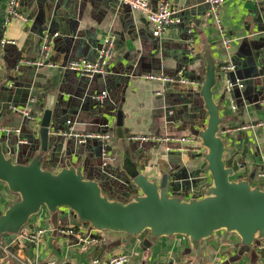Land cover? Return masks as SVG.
Here are the masks:
<instances>
[{
  "label": "crops",
  "instance_id": "obj_1",
  "mask_svg": "<svg viewBox=\"0 0 264 264\" xmlns=\"http://www.w3.org/2000/svg\"><path fill=\"white\" fill-rule=\"evenodd\" d=\"M160 0H150L155 9ZM176 11L179 23L169 26L159 39L145 17L120 6L117 0H21L20 13L25 19L7 17L9 0H0V42L6 39L13 44L0 43V132L5 143L17 142L23 148L16 159L28 161L38 146V124L48 96L61 107L62 119L70 120L78 133H109L106 155L101 142L89 140L77 144L60 136L67 129L61 118L53 137L52 148L47 152L44 168L57 172L66 162L82 168L85 175L99 179L104 194L111 199L125 200L133 196V188L123 171L125 160L139 165L151 180L169 174V185L180 196L198 194L209 178L202 174L193 177L203 162L196 157L203 154L194 150L167 152L166 146L134 138H163L165 136H194L205 126L207 116L203 103L196 96L204 78L205 60L213 59L218 70L233 63L235 71L228 77L239 78L244 85L232 91L237 112L230 109L225 76L219 71V82L214 88V99L222 117L221 136L233 152L251 150L255 156L264 149V129L256 126L264 121V0H228L216 8L221 20V34L209 15L211 8L206 0H168ZM189 28L192 35L188 33ZM57 34L51 53L56 68L26 67L20 60L37 59L43 37ZM106 35L116 38L114 56L103 76L88 79L64 69L69 61L93 60L96 46ZM222 37L230 40L222 45ZM192 39V42L189 40ZM84 41L85 45H81ZM180 69L185 78L198 86L181 84L161 85L147 81L149 75L174 76ZM106 93L102 100L94 97ZM39 104V105H38ZM42 106V108H41ZM24 110L37 120L28 119ZM41 108V109H40ZM123 114V128L127 140L115 137L114 119L109 114ZM109 115V116H108ZM166 115V116H165ZM107 120L109 123L107 124ZM18 129L20 132L15 133ZM226 137V138H225ZM140 158V159H139ZM244 158L240 164L244 163ZM258 162V160H257ZM248 163L246 169L233 176L246 177L254 171L252 184L264 190V165ZM253 166V167H251ZM255 166V167H254ZM258 168V169H257ZM189 177L186 188L173 177ZM17 196L0 184V212H4ZM58 228H74L88 238L82 244L74 236L57 234ZM26 230L44 229L36 244L16 240L0 243V264H90L99 259L105 262L118 254L128 256L127 264H264V244L254 254L239 256V239L234 234L220 232L199 244L193 254L188 240L181 236L161 238L143 251L140 241L129 245L120 243L121 236L95 232L86 224L77 222L67 209L48 214L43 209L33 217Z\"/></svg>",
  "mask_w": 264,
  "mask_h": 264
},
{
  "label": "water",
  "instance_id": "obj_2",
  "mask_svg": "<svg viewBox=\"0 0 264 264\" xmlns=\"http://www.w3.org/2000/svg\"><path fill=\"white\" fill-rule=\"evenodd\" d=\"M81 45H85L84 41ZM203 59L205 74L196 96L202 100L207 120L201 131L194 134L204 150L196 160L202 159L203 163L190 177L207 175L209 181L198 194H174L176 190L169 187L173 184L169 183V174H162L159 180L153 181L138 164L132 166L128 160L123 163V171L133 188V196L127 195L124 202L106 196L99 179L85 175L69 158L60 171L46 170L44 160L53 141L49 131L58 130L55 126L63 116L61 107L54 104L55 97L48 96L38 124V146L33 149L36 153L28 161L16 159L17 153L23 150L17 142H8L6 153L0 136V184L18 198L0 212V243L15 240L43 209L51 215L67 209L77 222L92 230L120 235L122 245L139 240L143 251L161 238L181 236L188 240L194 254L198 253L201 242L225 232L239 239V256L255 255L264 244V190L252 184L256 168L249 176L232 178L246 169L249 162L253 165L258 160L256 166L262 168L264 149L255 156L251 150L233 152L232 147L225 144L221 136L223 119L213 92L220 73L212 58ZM109 115L114 119L115 137L127 140L122 112L115 117ZM37 118V114L30 117L31 120ZM60 121L66 123L65 119ZM243 158L245 161L240 164ZM188 178L174 176L173 180L186 188Z\"/></svg>",
  "mask_w": 264,
  "mask_h": 264
},
{
  "label": "built area",
  "instance_id": "obj_3",
  "mask_svg": "<svg viewBox=\"0 0 264 264\" xmlns=\"http://www.w3.org/2000/svg\"><path fill=\"white\" fill-rule=\"evenodd\" d=\"M228 0H206V4L211 8L210 16L214 19L219 32L221 34V20L217 14L216 8L220 5L224 4ZM247 1H261V0H247ZM120 6H123L129 9L131 12H135L141 14L145 17L146 21L149 23L152 29V36L155 39L161 38L169 26L175 25L179 23V19L176 16V11L173 10L168 0H160L155 9L151 8L150 0H117ZM20 4L21 0H9L8 8H7V17L9 18H17L20 20H25L20 13ZM189 35L191 36L192 30L189 29ZM57 38V34L52 36L46 35L43 37L42 44L40 46V52L35 60H20L19 64L26 67H49L56 68L55 65L51 62V53L52 46L54 40ZM116 38L113 35H106L100 42L98 48L96 49V57L93 60L81 58L69 61L64 67L65 70L72 72L79 77L82 78H96L98 76H103L107 73L109 64L114 56V48H115ZM192 42V39L189 40ZM1 45L5 44H13L14 42H10L6 39L1 40ZM230 40L222 37V45L228 47ZM218 70L226 77L225 78V86L224 90L227 96L230 97V109L233 113L237 112V106L232 99V91L233 89L241 90L244 85L243 82L239 78L230 79L228 77L229 73H233L235 71V66L230 63L228 65H223L218 68ZM145 79L147 81L157 82L161 85H169V84H181V85H189V86H198V83L192 82L185 78L184 72L180 69L174 76H166V75H149L146 76ZM106 96V93H101L100 95H96L94 98L96 100H102ZM13 111L22 112L28 119L31 117L30 114L24 110H18L13 108ZM65 125L67 129L60 133V136L65 140H73L77 144H84L89 140H94L101 142V152L103 156L106 155V147L107 143L111 140V135L109 133H78L74 130L73 124L70 120H67ZM257 127L264 129V121L256 124ZM0 132L9 133L11 132L8 128H0ZM18 129L15 130V133H19ZM135 140H145L152 141L155 143H163L166 146L167 152H184L187 150H194L196 153L203 154L204 150L200 145V141L193 136H178V137H169L165 136L163 138H134ZM259 176L264 179V172L260 173ZM99 233V231L94 230ZM46 231L44 229L37 230H26L22 229L18 236L16 237V241L24 243V244H36L40 236H42ZM57 234L74 236L79 242L83 245L88 244V238H83L82 233L74 228H58L56 229ZM128 256L126 254H118L110 258L109 260L102 262L99 259L93 260L90 264H127ZM46 264H57L55 262H48ZM183 264H194L191 261H187Z\"/></svg>",
  "mask_w": 264,
  "mask_h": 264
},
{
  "label": "trees",
  "instance_id": "obj_4",
  "mask_svg": "<svg viewBox=\"0 0 264 264\" xmlns=\"http://www.w3.org/2000/svg\"><path fill=\"white\" fill-rule=\"evenodd\" d=\"M103 193H104V192H103ZM129 198H130V196H129ZM125 200H126V199H125ZM125 200H124V201H125ZM120 201H123V200H120ZM124 201H123V202H124ZM107 233H108V232H107ZM110 234H111V233H110ZM116 235H118V234H116ZM119 236H120V235H119Z\"/></svg>",
  "mask_w": 264,
  "mask_h": 264
}]
</instances>
